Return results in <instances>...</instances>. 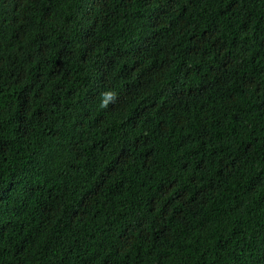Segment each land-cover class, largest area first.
<instances>
[{"label": "trees", "instance_id": "trees-1", "mask_svg": "<svg viewBox=\"0 0 264 264\" xmlns=\"http://www.w3.org/2000/svg\"><path fill=\"white\" fill-rule=\"evenodd\" d=\"M0 264H264V0H0Z\"/></svg>", "mask_w": 264, "mask_h": 264}, {"label": "clouds", "instance_id": "clouds-1", "mask_svg": "<svg viewBox=\"0 0 264 264\" xmlns=\"http://www.w3.org/2000/svg\"><path fill=\"white\" fill-rule=\"evenodd\" d=\"M115 100V93L108 91L102 94V103L101 107H107L110 102Z\"/></svg>", "mask_w": 264, "mask_h": 264}]
</instances>
